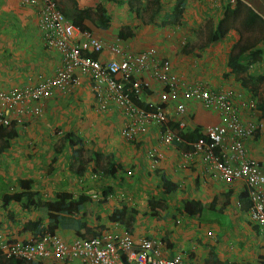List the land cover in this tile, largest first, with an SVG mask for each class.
<instances>
[{
  "label": "crops",
  "instance_id": "1",
  "mask_svg": "<svg viewBox=\"0 0 264 264\" xmlns=\"http://www.w3.org/2000/svg\"><path fill=\"white\" fill-rule=\"evenodd\" d=\"M56 1L59 2L58 5L64 15L70 20L73 2L77 4V9L89 8L91 10L100 3L105 9L108 27L105 29L98 27L97 24L104 23V19L101 18L98 21V16L93 14L89 16L92 18L91 21L85 18L83 24L105 44L116 43L132 50L155 47L158 57L169 60L172 71L183 81L185 78L186 83L193 84L196 83L195 80H200L210 89L216 90V87L220 86L222 89L229 88L234 90L235 94L243 95L238 108L240 118L244 122L254 119L245 108L247 94L252 93L249 100H253L255 106L258 104L260 107L264 103L261 100L258 102L259 99H264L262 89L264 80L254 86L247 83L249 85L247 87L240 83L243 74L264 77V71L261 73L259 69L251 71L247 68V64H251L249 62H255V68H260V64L264 62L262 54L259 60L249 61L252 50L258 49L264 54V41H262L264 24L250 16L249 12L252 7L243 0H240L243 5L236 8L234 18L229 19L230 27L225 35L210 44L205 43L206 35L214 28L228 6L223 4L222 0H185V7L178 16V22L169 25L163 24L162 20L172 12L176 0H131L132 3L129 0ZM254 13L262 19L256 11ZM241 15L245 16V22L250 26L240 23ZM93 19L95 23L92 22ZM254 26L260 27L256 33L253 30ZM120 29L130 30L132 37L120 39L117 36ZM193 33L199 36L203 34L204 40L195 46H187L186 43L193 40ZM176 49H180V54ZM191 49L196 51L208 49V70L200 64L198 70L194 68L198 64L190 65V60L186 56L191 54L189 52ZM230 58L237 60L243 68L240 74L231 72L228 66ZM60 66V55L44 46L38 27L37 8L25 4L23 0H0V89L33 84L38 77H48ZM197 72H204V75L195 76ZM142 77L148 86L140 97L139 104L158 102L159 94L164 87L161 83L154 81L148 72H143ZM80 78V86L72 91H55L42 103L38 115L27 117L21 123H15L16 136L7 141L5 149L0 154V168L7 169V163L11 162L7 158L14 159L13 155H18L20 162L15 163V166L13 164L9 166L8 171L10 172L4 173L3 171L2 174L0 171V179L5 180L11 186L9 179L17 183L19 178H29L33 182V190L45 196L48 193L49 195L55 194L57 191L72 193V184L80 186L79 183L84 176L65 175V167L71 156L66 149H63L66 151L63 154H68L67 161L65 158L63 160L64 155L62 154L59 159L50 161L56 164L55 168L49 166V169L53 171L42 175L54 179L48 187L43 184L39 187L40 183L36 181L42 177V172L28 168L34 169L36 164L43 161L39 158L33 160L36 156H30L36 149L45 152L46 146L49 149L51 147L50 150L54 153L51 159H54V155L60 154L62 150L58 154L54 150L61 138L52 135L53 128L56 126L64 128L66 130L64 134L71 132L70 122L81 116V121L77 125L81 127L82 132H79L77 136L84 140V148L101 153L103 156L101 163L106 160L104 156L110 154L112 160L121 164L122 169L112 179L104 177L101 181L89 180L90 184L99 183V187L102 184L111 186L108 194L104 196V203L99 205L105 212L99 213L100 210L97 209L98 211L95 210L91 216L87 210L89 206H86L75 216L68 217L66 221H60L54 233L62 240L69 242L78 237L74 230L77 221L85 222L89 227L104 224L111 228L113 222H109L107 217L113 211L126 206L127 209L137 210L134 222L130 226L131 229L129 228L133 239L138 241L147 238L157 241L158 250L162 256L171 257L181 254L194 264H261L264 234L248 216L250 203L244 182L224 183L217 173L209 166L207 167V164L203 163L197 155L184 159L183 152L190 150L188 141L174 140L169 146L160 145L155 127L149 126L146 133L139 134L133 141L127 140L120 134L123 117L117 107L109 102L105 110H99L93 93L85 87V84L88 85L86 77L80 76ZM230 81L236 82L237 85H228ZM173 106L174 101L169 100L167 104L169 124L175 130H177L178 120L185 122L183 131L189 133L197 127L219 122L218 112L206 108L199 101H186L183 116L175 114ZM262 110L264 112V108ZM67 124L71 125V128L66 126ZM259 125L261 128L255 130L244 143L248 156L258 160L264 166V124L259 123ZM177 132L181 131L177 130ZM152 150L158 151V158L154 161L148 158V153ZM45 154L40 153L42 158ZM73 162L75 163V159ZM94 163V160L89 163L91 166L87 169L86 175L90 176L94 173L89 172L91 167L94 168ZM125 165L129 167H124ZM137 165L142 168V171L135 170ZM133 166V173L139 175L137 177L139 180L132 175L131 177L123 176L124 170L133 169ZM14 167L15 170L12 172L11 169ZM16 170L19 171L16 172ZM117 178L120 179L117 180ZM164 180L174 182L177 189L169 194H162L161 184ZM63 183L66 184L59 187ZM124 183L136 184L132 190L129 188L130 184L124 185ZM16 188L17 186H14V189ZM128 189L137 191L129 193ZM100 190L98 189L97 192L100 193ZM5 192L8 191L4 190L3 193ZM117 192L122 196H117ZM129 194L137 196V206H142V210L131 206L132 202H128ZM183 202L190 204L191 213L183 210ZM98 213L100 218L97 220L96 214ZM33 214H35L34 218L28 219L36 220L41 217V226H45L47 219L42 218L40 211L35 210ZM147 215H151V219L143 220V216ZM102 216L104 218H101ZM22 224L0 220V243L6 239H28L26 234H33V232L30 230L20 232ZM37 236L38 234H33V238ZM47 263L60 264L52 259H49ZM72 264L80 263L75 260Z\"/></svg>",
  "mask_w": 264,
  "mask_h": 264
},
{
  "label": "built area",
  "instance_id": "2",
  "mask_svg": "<svg viewBox=\"0 0 264 264\" xmlns=\"http://www.w3.org/2000/svg\"><path fill=\"white\" fill-rule=\"evenodd\" d=\"M23 1L37 8L44 46L60 55L61 66L48 77H38L33 84L0 89V127L38 115L42 103L55 91L74 89L81 84L80 76H84L99 110H105L112 102L121 113V136L134 140L152 126L157 128L159 144L169 146L174 140L185 142L169 125V100L174 101L175 114L181 116L186 101H199L218 112L219 122L200 127L202 136L186 142L190 150L184 151L182 156L184 159L199 156L226 184L243 181L250 203L248 216L264 234V166L248 156L244 143L257 126L241 120L239 108L227 91L210 89L201 82H184L172 71L169 60L158 57L155 47L132 50L116 43L105 44L90 31L74 26L55 0ZM236 1L222 0V3L232 6ZM250 66L254 67V63ZM143 72H148L164 87L158 102L139 104L148 86ZM176 127L183 131L185 122L178 120ZM157 153L150 151L148 158L156 160ZM125 171L126 176L133 175L132 170ZM89 195L92 199L99 198V193L89 192ZM158 248L157 241L147 238L136 241L128 229L113 222L111 228L98 236L75 237L69 242L49 232L25 240L6 239L0 243V261L14 257L38 264H48L49 259L60 264H72L75 260L80 264H194L181 254L162 256ZM261 264H264V252Z\"/></svg>",
  "mask_w": 264,
  "mask_h": 264
},
{
  "label": "trees",
  "instance_id": "3",
  "mask_svg": "<svg viewBox=\"0 0 264 264\" xmlns=\"http://www.w3.org/2000/svg\"><path fill=\"white\" fill-rule=\"evenodd\" d=\"M184 1L185 0L175 1L176 3L174 4V8L172 9V12L168 16H166L164 20H162L163 24L169 25L178 22V16L182 12V9H184L185 7ZM129 2L132 3L131 0H129ZM76 5L77 4L73 2L72 15H71V21L76 27L80 29H88L83 24V20L85 18H88V20L91 21L92 18L89 17L90 14L97 15L98 21H100L101 18L104 19L103 21L104 23L97 24L98 27L102 29L108 27L107 25L108 18L105 16V9L100 3L97 4L93 10L89 8L77 9ZM234 5H235L233 6L234 8L231 5L226 6L225 11H223V16L217 20V23L215 24L214 28L206 35V39H205L206 44L214 43L215 41H217L218 39L222 38L225 35L228 28L230 27L229 19L234 18L236 8H240L243 4H241L240 0H237ZM254 11L255 10L253 9L250 10L249 12L250 16L256 18L257 20L260 21V23L264 24L263 20L259 18V16L256 13H254ZM92 22L95 23V19H93ZM132 35L133 34L131 33V31L128 29L127 30L125 29V31L120 29L119 32L117 33V36L120 39L131 38ZM262 41H264V33H263ZM259 54H260V50L258 49L250 51L249 61L259 60L260 59ZM249 63H254V62H249ZM228 66L231 72L235 74H240L243 71V68L241 67L240 64H238L237 60H231L230 58L228 61ZM243 75L244 76L240 79V83L245 87L249 86L247 83H251L254 86L257 83L264 80V77L260 75L258 76L251 74H243ZM260 107L264 108V103ZM10 125L11 126H9L8 128L0 127V154L5 149L7 145V141H9V139H12L13 137L16 136V132L14 128L15 122L12 121ZM177 134L180 135L184 141L196 140L197 138L202 136L201 129L199 127L193 129L192 132L190 133L188 131H181L180 133L177 132ZM63 149H66V151H69L71 153L70 158L72 161L75 159L74 173L77 176H85L88 167L91 166L89 163H91L93 160L95 162L93 165L94 168L91 167V171L89 172H94L95 179L89 178V180L101 181L102 179H104V177L105 179L106 178L112 179L116 177L118 175V172H120V170L122 169L121 164L112 160V156L110 154H106L104 156L106 158L105 162L101 163L100 160L103 157L102 154L95 153L92 150L91 151L86 150V148H84V140L81 137L76 136L72 132H67L63 134V136L60 139V142H58V144L56 145V150L54 151L56 154H58ZM53 160H55V157L51 161ZM32 184L33 182L29 178H25V179L19 178L17 180L18 186L16 191L12 193L2 192L0 196L2 208L7 207L8 204L10 203H14V204H18L20 209H22L24 212L26 211L31 212L37 209L38 211H40L42 218L45 217L47 219V223L45 224V226H41V220H42L41 217H38L36 220L28 219L21 225V229L19 230L20 232H25L30 230L31 232H33L34 235L36 234L41 235L44 232L53 233L58 228L60 221L62 220L66 221L69 219L68 217L75 216L76 214H78L82 209L85 208V204L90 200L88 195L79 194L77 197H73V195L67 191L57 192L54 195L53 199L48 197L47 199H44L39 194V192L33 190ZM104 187L105 188L102 189V195L106 196L108 194V191L111 189V186L107 184ZM176 189H177V185L174 182L170 180L162 181L161 184L162 194H169L175 191ZM102 201L103 200H100L99 203H102ZM189 206L190 204L188 202H183L182 204L183 210L186 213H191ZM136 214H137L136 209L134 208L127 209L126 206H122L119 210L113 211L107 217V220L109 222H118L129 230V228L131 229L130 226L133 224ZM5 215L7 217L9 216L10 218H12L13 216L11 212H7ZM106 228L107 227L104 224L89 227L86 226L85 222L77 221L74 230L76 236L80 238H90L93 236H98ZM0 264H38V263L27 262L19 258L12 257L0 261Z\"/></svg>",
  "mask_w": 264,
  "mask_h": 264
},
{
  "label": "rangeland",
  "instance_id": "4",
  "mask_svg": "<svg viewBox=\"0 0 264 264\" xmlns=\"http://www.w3.org/2000/svg\"><path fill=\"white\" fill-rule=\"evenodd\" d=\"M244 2H246V4L248 5V6H251L252 7V9H254L261 17H262V19L264 20V0H243ZM244 15H241L240 16V23L242 24V25H244V26H250V24H248V23H246L245 22V19H244ZM138 24H140V23H138ZM258 24V23H257ZM258 26H259V24H258ZM255 27V29H253L254 31H255V33L257 32V31H259L260 30V27H256V26H254ZM193 40H191L189 43H186V44H188L187 46H189V45H191V46H195V45H197V44H199V43H201V42H203V34L202 35H200L199 36V34H195V33H193ZM177 51L179 50V54H180V49H176ZM189 52H191V54H189L188 56H186L187 57V59L188 60H190V65H193L194 64V66L195 65H197V66H195L194 68L196 69V70H198L200 67H199V64L202 66H204V68H206L207 70H208V68H209V66L207 65L208 64V58H209V55H208V49H200V50H198V51H196V50H189ZM189 52H187V53H189ZM176 54V53H175ZM261 54L264 56V54L262 53V51H261V53H260V56H261ZM177 55V54H176ZM264 61V60H263ZM255 63V62H254ZM255 66V65H254ZM247 68H250V70L251 71H253L254 69L256 70V69H259V72H261V73H263V71H264V62L263 63H261L260 64V68H255V67H253V66H250L249 64H247ZM199 74H201V75H204V72H201V73H198L197 72V74L195 75V76H198ZM206 75H208V74H206ZM223 76V75H222ZM182 80V79H181ZM184 80L186 81V79L184 78ZM184 81V82H185ZM195 82H201L200 80L198 81V80H195ZM202 83V82H201ZM204 84V83H203ZM228 85H231V84H235V85H237L236 84V82H233V81H230L229 83H227ZM80 86V85H79ZM85 87H87V89H89V86L87 85V84H85ZM218 89H221V90H225V91H227L230 95H231V98H232V101H233V103L236 105V106H239L238 104L240 103V102H242V100H243V95L242 96H240V94L239 93H237V94H235V92H234V90H232V89H229V88H221L220 86L219 87H216V90H218ZM262 89H263V92H264V86L262 87ZM90 90V89H89ZM232 90V91H231ZM72 91V90H71ZM91 91V90H90ZM248 96H246L247 97V100L245 101V105H247V106H245V108H246V110L249 112V114H251L252 115V117L254 118L251 122H253V124L255 125V126H257V128H256V130L257 129H259V128H261V127H259L260 125H259V123H263L264 124V112H263V110H262V108L261 107H259L258 106V104L255 106V102L253 101V100H249L251 97H252V93H249V94H247ZM235 97H237V98H235ZM264 98V97H263ZM260 100L263 102L264 101V99H259V101L258 102H260ZM250 102H252V105L250 104ZM257 102V103H258ZM261 102V103H262ZM68 106H70L69 104H68ZM72 118H74V116L72 117ZM80 121H81V116H79V117H77V119L76 120H72L71 122H70V124L72 125V128L70 127L71 125H69V124H67L66 126H68V127H70L71 128V132L73 133V134H75L76 136L78 135V133L79 132H82V129H81V127L80 126H78L77 124L78 123H80ZM118 125V124H117ZM114 127H116V126H114ZM54 130L52 131V135L53 136H55L56 135V132L58 131V130H60L61 131V135L64 133V131H66L64 128H59V127H54L53 128ZM255 132V131H254ZM133 141V140H132ZM33 146L35 147V143L33 144ZM50 149H52L51 147H50ZM47 146L45 147V152L44 151H40L39 149H36L35 150V152H33L30 156H36V158H33V160H36V159H40V160H43L42 161V163H38V164H36V167L33 169H31V168H28V169H30V170H35V169H37V171H40V172H42V174H41V176L43 175V174H49V173H51L53 170L51 169H49V166H52L53 168H55L56 167V164H52V163H50V161L52 160L51 158L53 157V152H51V150H50ZM135 151V150H134ZM64 152H66L65 150H62V152L60 153V154H58V155H54L55 156V159H59V157L60 156H62V154L64 153ZM40 153H46L45 155H42L43 156V158L41 157V155H40ZM40 155V157H38ZM64 156H63V160H64V158H65V161H67V158H66V156L68 155V154H63ZM14 157H12V158H14V159H8L7 158V160H10L11 162H8L7 163V169H5V170H3V168H0V171H2V174H3V171H4V173H7V172H10V171H8L9 170V166L11 167L12 166V164L14 165L15 163H19L20 162V160H19V156L18 155H13ZM68 157V156H67ZM44 159H46V160H44ZM48 160V161H47ZM15 166V165H14ZM124 167H129V166H127V165H125ZM66 173H65V175H69V176H71V177H73V175H75V173H74V168H75V163L71 160V158H70V156H69V159H68V161H67V165H66ZM88 169H90L89 167H88ZM130 169V168H129ZM141 170L142 171V168H139V165H137L136 166V168H135V170ZM15 170V167L14 168H12L11 169V171L13 172ZM132 171H134V166H133V169H131ZM17 171H19V170H16V172ZM15 173V172H14ZM132 176H134L135 177V179H137V177H139V175H135L134 173H133V175ZM131 177V176H130ZM145 177L147 178V176L145 175ZM89 175H86V176H84L83 178H81V182L79 183L80 184V186H75V184L73 183L72 184V188H71V190H72V195H74V197H77L79 194H85V195H87L89 192H97V190L98 189H102V187H99L98 186V184H96V183H93V184H90L89 183ZM10 181V183H11V186L10 185H8L7 184V182L5 181V180H1L0 179V196H1V193L4 191V190H6V191H8V192H10V193H12V192H14V191H16V189H14V186H18L17 185V183H15V181H13L12 179H9ZM54 179L53 178H50L49 176H42V177H40V178H38L36 181H38L40 184H39V187L41 186V184H43V186H45V187H48V184L51 182V181H53ZM137 180H139V179H137ZM134 181V180H133ZM140 183V185H141V181H139ZM15 183V184H14ZM64 184H66V183H63V184H61V186H59V187H62ZM130 183H124V185H129ZM135 184L136 183H133L132 185L130 184V186H129V188H132V190H133V188H134V186H135ZM57 185V184H56ZM132 190H130V189H128L127 190V192H129V193H132V192H134L136 189H134V191H132ZM35 191V190H34ZM137 191V190H136ZM38 192V191H37ZM42 192H44V191H42ZM52 192V191H51ZM57 192H59V191H57ZM68 192V191H67ZM56 194V193H55ZM55 194H50L49 195V193H48V195L46 194V196L45 195H41L44 199H47V197L48 198H52L53 199V197H54V195ZM133 194H138V193H133ZM133 194H129V201L128 202H132V203H130L131 204V206L132 207H138V209L139 210H142L141 209V207H139V205L137 206V202L136 201H138V199H137V196H134ZM89 202H87L86 204H85V207L86 206H89L88 207V209L87 210H89V214H91V216H92V214L93 213H95L94 211L96 210V211H98L97 209H99L100 211H98L99 213L100 212H105V210H102V207L101 206H99L100 205V203H99V200H101L100 198H97V199H92L91 197H89ZM105 201V200H104ZM104 201H102L103 203H104ZM140 203L142 202L141 200L139 201ZM141 205V204H140ZM107 209V208H106ZM37 212H39L37 209H35ZM34 210V211H35ZM34 211L32 212H24L22 209H20V207H19V205L18 204H14V203H10V204H8V206L7 207H5V208H2V206H1V200H0V220H2V221H5V220H7L9 223H14V222H17V224L18 225H20V224H22V222L23 221H25V220H28V218H34V216H35V214H33L34 213ZM7 212H11L12 213V218H10L9 216L7 217L5 214L7 213ZM99 213L98 214H96L97 215V220L100 218V215H99ZM104 214V213H103ZM151 215H147V216H143V220H146V219H151ZM101 218H104V216H102ZM27 235V237H29V238H33V234H30V233H27L26 234Z\"/></svg>",
  "mask_w": 264,
  "mask_h": 264
},
{
  "label": "clouds",
  "instance_id": "5",
  "mask_svg": "<svg viewBox=\"0 0 264 264\" xmlns=\"http://www.w3.org/2000/svg\"><path fill=\"white\" fill-rule=\"evenodd\" d=\"M55 2H57L56 0H55ZM59 2H57V6H58V8L60 9V7H59ZM61 10V9H60ZM61 12H62V10H61ZM63 13V12H62ZM63 15H64V13H63ZM65 16V15H64ZM66 17V16H65ZM67 18V17H66ZM72 22V21H71ZM73 24V23H72ZM74 25V24H73ZM75 26V25H74ZM84 30H87V29H84ZM89 31V30H88ZM92 33V32H91ZM95 57V56H94ZM92 92V91H91ZM93 93V92H92ZM11 126V125H10ZM6 128H8V127H6ZM64 134V133H63ZM63 134L61 135V131L60 130H58L57 132H56V136L58 137V138H61L62 136H63ZM129 169V168H128ZM125 170H127V169H125ZM125 172V171H124ZM92 174H94V173H92ZM92 174H90V179H95V177H92ZM124 177H130V176H125V174L123 175ZM118 180V179H117ZM104 182V181H103ZM100 187H102V189H103V187H104V184H102ZM102 189L100 190V193H99V198L101 199V200H105V197L102 195ZM96 193H98V192H96ZM89 197H90V195H89V193L87 194ZM104 197V198H103ZM100 201V200H99ZM103 203V202H102ZM101 204V203H100ZM123 226V225H122ZM106 229H108V227L106 228ZM54 233V232H53ZM38 236H40V235H38ZM37 236V237H38ZM36 237V238H37ZM29 239V238H28ZM9 240H11V239H9ZM23 240H25V239H23Z\"/></svg>",
  "mask_w": 264,
  "mask_h": 264
}]
</instances>
